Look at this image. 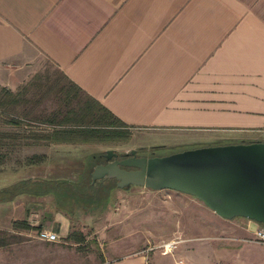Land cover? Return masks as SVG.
Here are the masks:
<instances>
[{"label": "crops", "instance_id": "obj_1", "mask_svg": "<svg viewBox=\"0 0 264 264\" xmlns=\"http://www.w3.org/2000/svg\"><path fill=\"white\" fill-rule=\"evenodd\" d=\"M46 62L141 132L208 144L264 140V0H0V87L17 91ZM133 187L112 189L103 210L116 189ZM152 190L165 191L163 209L124 214H176L173 250L146 255L128 246L92 264H264L253 220L222 217L190 194ZM23 197L31 210L43 201V228L66 242L71 220L53 194H20L0 209ZM16 216L0 214V229ZM70 253L27 232H0V264H74Z\"/></svg>", "mask_w": 264, "mask_h": 264}, {"label": "rangeland", "instance_id": "obj_2", "mask_svg": "<svg viewBox=\"0 0 264 264\" xmlns=\"http://www.w3.org/2000/svg\"><path fill=\"white\" fill-rule=\"evenodd\" d=\"M91 129L98 130L97 134L76 136L80 130ZM66 130L74 133L65 134ZM183 135L141 132L121 125L63 72L46 62L17 91L0 87V188L27 178L76 180L83 175L87 190L98 194L105 187L91 186L87 179L89 171L104 160L100 155L108 149L121 155L136 149L138 154L152 157L216 145ZM164 192L145 186L128 191L116 189L106 210L78 208L69 213L73 232L69 240L65 238L66 242H61V237L57 242L66 248L67 258L71 252L74 264H92L107 252L121 253L128 246L135 253L160 252L169 243L170 230L176 228L177 215L124 213L131 208L146 213L163 209L169 200ZM26 198L0 209V214L18 215L11 223L4 220L0 232H27L29 238L38 240L37 230L44 227L45 206L41 208L43 201L39 199L38 208L32 203L35 209L31 210ZM54 203L53 199L46 202L53 206L49 209L52 213L57 211ZM23 214H29V222L22 219Z\"/></svg>", "mask_w": 264, "mask_h": 264}, {"label": "water", "instance_id": "obj_3", "mask_svg": "<svg viewBox=\"0 0 264 264\" xmlns=\"http://www.w3.org/2000/svg\"><path fill=\"white\" fill-rule=\"evenodd\" d=\"M107 159L118 153L106 151ZM98 165L93 179H116L131 185L190 194L220 216L245 217L264 225V140L205 145L162 156L127 155ZM130 168V169H128Z\"/></svg>", "mask_w": 264, "mask_h": 264}, {"label": "trees", "instance_id": "obj_4", "mask_svg": "<svg viewBox=\"0 0 264 264\" xmlns=\"http://www.w3.org/2000/svg\"><path fill=\"white\" fill-rule=\"evenodd\" d=\"M111 115V113H110ZM113 119L124 125L115 116L111 115ZM71 131V130H69ZM66 130L65 134H72L74 132H69ZM79 131V130H78ZM98 130H80L76 136H91L96 135ZM226 144V143H224ZM194 148V147H192ZM102 155V154H101ZM94 156V155H93ZM93 171H89L88 183L91 186H101L105 187L103 192L91 193L87 190V185L83 183L84 176L78 177L76 180L68 178H56V179H46V178H27L18 181L12 186L0 191V202H9L13 200L16 196L20 194H30L32 196H44L49 193L53 194L58 207L67 213H73L76 209H81L83 211H93L95 209L101 208L102 210L106 208L109 200V192L118 187L116 179L102 178L96 181L93 180ZM104 185V186H103ZM102 190V189H101Z\"/></svg>", "mask_w": 264, "mask_h": 264}, {"label": "built area", "instance_id": "obj_5", "mask_svg": "<svg viewBox=\"0 0 264 264\" xmlns=\"http://www.w3.org/2000/svg\"><path fill=\"white\" fill-rule=\"evenodd\" d=\"M30 224L32 225V223ZM36 236L40 240L53 241V242H57L60 239L59 234H57L56 232L50 229H45V228H41L37 230ZM255 240L259 243L264 244V225L261 223H257V227L255 229ZM164 249L166 252H171L173 250L172 243L165 244ZM177 264H184V263L181 260H179Z\"/></svg>", "mask_w": 264, "mask_h": 264}, {"label": "flooded vegetation", "instance_id": "obj_6", "mask_svg": "<svg viewBox=\"0 0 264 264\" xmlns=\"http://www.w3.org/2000/svg\"><path fill=\"white\" fill-rule=\"evenodd\" d=\"M131 154H129V155H127V154H119L118 153V156L117 157H115V156H113L111 159H107V157H106V154H102V155H100L101 157H104V160L101 162V163H99L98 165H106V164H108V163H110V162H112V161H114V160H116V159H119V160H122V159H124V158H126V157H128V156H130ZM137 155L138 156H145V155H140V154H138L137 153ZM98 165H96V167L98 166ZM128 169H130V168H128Z\"/></svg>", "mask_w": 264, "mask_h": 264}]
</instances>
